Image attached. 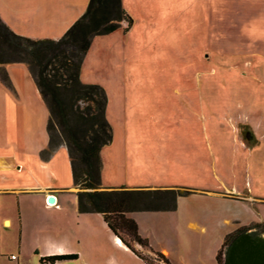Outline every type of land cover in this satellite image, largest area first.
Instances as JSON below:
<instances>
[{
	"label": "rangeland",
	"instance_id": "rangeland-1",
	"mask_svg": "<svg viewBox=\"0 0 264 264\" xmlns=\"http://www.w3.org/2000/svg\"><path fill=\"white\" fill-rule=\"evenodd\" d=\"M125 7L132 19L129 31H123L124 22L115 35L98 39L87 79L103 84L107 95L115 93V85H125L129 89V130L162 135L163 155L157 163L162 185L182 187L181 193L205 189L233 198L236 192L256 198L242 203L190 195L179 202L180 214L191 212L213 226L205 232L157 231L155 245L168 249L169 264H215L211 234L220 218L264 223V0H125ZM10 66L21 88L27 90L22 69ZM7 95L0 83V99ZM44 120L38 109L27 123L10 122L13 139L2 142L0 137V150L17 153L35 167V151L44 141ZM60 158L58 182L71 187V174ZM110 175L107 165L109 182L113 181ZM67 194L71 204L60 211V223L71 234L83 235L88 228L71 207L73 191ZM3 198L2 216L11 222L4 226L9 249L1 253L10 251L17 256L12 249L19 238L20 204L15 198ZM37 199L32 195L24 199V209ZM96 245L97 241L90 247ZM98 248L101 264H109L111 256L112 263L138 264L127 248L124 253L103 242ZM79 250L87 255L89 248L82 244ZM142 254L152 258L143 247ZM225 257L224 252L222 263Z\"/></svg>",
	"mask_w": 264,
	"mask_h": 264
},
{
	"label": "crops",
	"instance_id": "crops-1",
	"mask_svg": "<svg viewBox=\"0 0 264 264\" xmlns=\"http://www.w3.org/2000/svg\"><path fill=\"white\" fill-rule=\"evenodd\" d=\"M121 2L123 9L128 14L129 11L125 7V0H121ZM88 3L89 0H0V19L19 36L34 40H58L86 11ZM122 26H124V23ZM120 30L121 28L114 33L94 37L80 68V80L82 83L97 84L87 79L90 68V56L94 53L93 49L100 37L104 39L103 37L115 35ZM110 54L111 51H108V55ZM12 64L22 69L27 90L21 88L20 80L14 76L13 66H10ZM0 69L6 71L11 84L9 88L0 81L2 86L8 90L7 97L4 96L0 99V137L2 142L13 139V133L15 131L9 128L10 122L13 124L15 122L20 124L27 123L36 115L38 109L45 115L43 123L45 130V135L43 136L44 141L35 151V167H32L26 159L17 153H7L0 150V204L1 199H4L3 197L15 198L20 204L18 218L19 238L12 249L13 251H17V256L10 251H7L6 255L1 253V250L9 249L6 244L7 230L4 226L8 225L11 220L2 216L0 209V263L61 264L85 259L89 260L86 264H101V253L98 248L100 242L104 244L108 243L115 249L125 253L126 247L110 231L101 214L80 213L78 211L77 189L73 186V182L71 181V187H66L58 182L59 178L56 166L58 165L59 157H61L60 159H64L66 169L71 174V166L66 147H58L52 152L48 160L37 159V156L48 147L49 139L46 124L49 113L28 72L27 66L22 63H9L7 65H0ZM101 85L105 90L106 87L103 84ZM114 89L115 93L112 94L110 92L107 95L106 117L112 129V140L101 151V181L103 189L108 190L121 186L149 189L182 188L178 186H165L160 183V173L157 169V163L159 157L163 155V149H161V142L159 141L162 135L143 130L141 132L129 130V94H127V90L129 89L125 85H115ZM5 129L8 130L7 133ZM106 148L108 149V154L105 152ZM107 165L108 172L113 177V181L110 182L106 179ZM149 166L151 167L149 168ZM193 190L195 191L196 189ZM67 191H73V204L71 207L74 209V213L77 210L79 215L78 219L88 228L83 235L76 236L71 234L60 223L61 218L58 217L59 213H61L60 211H62L65 204L69 202L71 204V200H67V197L71 199L70 196H67ZM230 191V193L234 192L233 189ZM30 195L38 197L37 202L31 206L26 204L24 209V199ZM190 195H211L222 199L231 198L242 203L246 199H256L252 196L245 197L237 192V197L233 198L231 196H224L221 193L197 189L196 192L179 197L177 200V208L174 211L134 212L128 214L127 216L137 224L140 237L146 239L149 242V246L153 248L152 250L163 254L166 259L170 256L168 249L155 245L154 240H157V231L159 233L160 230L168 229L174 232V230L184 228L187 230L198 229L205 232L208 227L213 226L207 223L204 217H193L191 212L180 214L179 202L182 201V198L189 197ZM50 196L55 198L57 206L48 207L46 205V199ZM217 210H219V204L216 206ZM180 215L184 217L183 220H181L182 217L180 218ZM251 223L240 220L230 221L226 217L220 218L215 223L217 230L212 229L213 234H211L214 244L212 258L215 264H218L216 255L226 235ZM95 241H97L98 245L90 247ZM82 244L87 245L89 248L86 251L87 255L79 250ZM131 246L142 254V247L137 243L131 244ZM131 254L133 253L131 252ZM11 255L16 256V260H9ZM53 256H73L75 259L57 261L55 263L41 261V259ZM135 257L136 263L146 264L136 255ZM112 258L111 256L109 264H119L112 263Z\"/></svg>",
	"mask_w": 264,
	"mask_h": 264
},
{
	"label": "trees",
	"instance_id": "trees-1",
	"mask_svg": "<svg viewBox=\"0 0 264 264\" xmlns=\"http://www.w3.org/2000/svg\"><path fill=\"white\" fill-rule=\"evenodd\" d=\"M124 22L127 27L123 31L128 32L132 19L124 11L121 0H89L86 11L58 40L19 36L0 19V65L22 63L28 67L49 113L48 147L40 155L48 160L58 147H66L73 186L77 189L78 211L101 214L110 231L146 264L155 261L169 264L163 254L153 251L148 241L140 237L137 224L127 215L174 211L178 198L191 192L126 186L103 189L101 151L112 140L106 117L107 94L102 86L80 80V68L94 37L114 33ZM0 81L11 87L4 69H1ZM80 103L85 106L82 108ZM244 232L263 236L264 223H251L226 235L216 255L218 264H224L222 255L227 254L233 239ZM125 236L146 248L152 258L136 251ZM73 259V256H53L41 261L55 263Z\"/></svg>",
	"mask_w": 264,
	"mask_h": 264
},
{
	"label": "water",
	"instance_id": "water-1",
	"mask_svg": "<svg viewBox=\"0 0 264 264\" xmlns=\"http://www.w3.org/2000/svg\"><path fill=\"white\" fill-rule=\"evenodd\" d=\"M48 202L54 203L55 198L48 197ZM224 264H264V235L239 234L231 242Z\"/></svg>",
	"mask_w": 264,
	"mask_h": 264
},
{
	"label": "built area",
	"instance_id": "built-area-1",
	"mask_svg": "<svg viewBox=\"0 0 264 264\" xmlns=\"http://www.w3.org/2000/svg\"><path fill=\"white\" fill-rule=\"evenodd\" d=\"M46 205H47L48 207L57 206V205H56V200H55L54 203H49L48 200H47ZM9 260H16V256L11 255V256L9 257ZM0 264H1V263H0Z\"/></svg>",
	"mask_w": 264,
	"mask_h": 264
}]
</instances>
